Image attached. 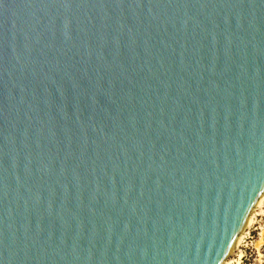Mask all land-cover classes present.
Here are the masks:
<instances>
[{
    "label": "water",
    "instance_id": "water-1",
    "mask_svg": "<svg viewBox=\"0 0 264 264\" xmlns=\"http://www.w3.org/2000/svg\"><path fill=\"white\" fill-rule=\"evenodd\" d=\"M264 192V0H0V264H221Z\"/></svg>",
    "mask_w": 264,
    "mask_h": 264
},
{
    "label": "rangeland",
    "instance_id": "rangeland-1",
    "mask_svg": "<svg viewBox=\"0 0 264 264\" xmlns=\"http://www.w3.org/2000/svg\"><path fill=\"white\" fill-rule=\"evenodd\" d=\"M227 258L232 260L231 264H264V201L256 210L250 226L245 228L239 246Z\"/></svg>",
    "mask_w": 264,
    "mask_h": 264
},
{
    "label": "bare ground",
    "instance_id": "bare-ground-1",
    "mask_svg": "<svg viewBox=\"0 0 264 264\" xmlns=\"http://www.w3.org/2000/svg\"><path fill=\"white\" fill-rule=\"evenodd\" d=\"M263 201H264V192L258 198V200L256 201V204H255L254 208L252 209L251 213L249 214V216H248V218L246 220L245 228H247V227L250 226V224L252 223L253 216H254L256 210L258 209V207L261 206V204L263 203ZM243 236H244V231H242L239 234V236H238V238H237V240H236V242L234 244V248L233 249H235V248H237L239 246V244H240ZM239 258H240V255H239L238 259L236 260V263H238ZM231 262H232V260H230L229 258H227L221 264H231Z\"/></svg>",
    "mask_w": 264,
    "mask_h": 264
}]
</instances>
